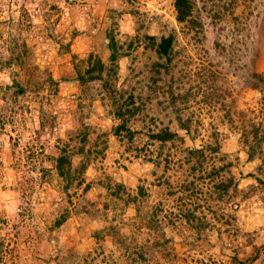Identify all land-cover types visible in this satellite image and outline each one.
<instances>
[{"label": "rangeland", "instance_id": "1", "mask_svg": "<svg viewBox=\"0 0 264 264\" xmlns=\"http://www.w3.org/2000/svg\"><path fill=\"white\" fill-rule=\"evenodd\" d=\"M172 1L0 0V264H264V163L247 158L238 117L264 121V87L258 92L248 84L251 72H264V0L249 1L237 27L227 11L211 22L208 7L201 10L194 0L201 25L193 28L175 21ZM109 30L125 47L132 41L115 82L139 106L127 122L131 139L113 133L117 120L97 81L68 78L87 54L104 59ZM143 32L174 34L170 71L154 73V52L136 38ZM169 85L174 95L189 91L186 100L173 105ZM226 107L233 125L226 123ZM39 111L51 118L40 123ZM176 113L189 120L188 133ZM81 124L88 127L87 167L84 182L69 191L80 212L49 228L62 193L54 186L60 178L43 172L47 156L63 147L75 152ZM162 126L182 140L150 141L147 133ZM212 130L218 151L203 150L201 170L191 171L185 149L213 142ZM78 158L70 156L73 165ZM227 162L228 172L219 174L232 176L235 188L219 200L218 177L205 174ZM94 178L122 182L123 194L136 197L104 207L112 200ZM85 182L91 186L82 192ZM185 213L192 214L188 221ZM147 218L156 220L155 230ZM195 218L202 227L192 228ZM28 228L38 232L35 240L25 239Z\"/></svg>", "mask_w": 264, "mask_h": 264}, {"label": "trees", "instance_id": "2", "mask_svg": "<svg viewBox=\"0 0 264 264\" xmlns=\"http://www.w3.org/2000/svg\"><path fill=\"white\" fill-rule=\"evenodd\" d=\"M252 0H201V10H205L208 7L210 11L209 17L211 22L216 23L221 17L224 11H227L228 16L232 20V24L237 27V24H243L246 19V14L243 12L244 8H248V3ZM209 2V4H207ZM173 9H174V18L178 23L185 24L187 27L193 28L195 25L200 26L201 23L196 20V17L193 15V9L195 5L194 0H173L172 1ZM21 7V6H19ZM240 7V11L237 8ZM22 8V7H21ZM26 13L25 10L21 12ZM27 15L28 20V13ZM138 25L136 28H139ZM237 29V28H236ZM107 41L105 44L106 55L104 59L100 58L99 55L89 53L87 54L84 60H81V63H84L82 68H75V75L68 77L74 81H77L79 84H86L90 81H97L100 84L102 91L108 97L110 105L112 106V114L117 120L116 124L112 127L113 133L115 135L123 133V135L127 139H131L135 134L134 130H131L128 126L127 122L131 119L132 116L135 115V112L139 109V106L134 104V98L132 92H128L124 94L125 90L122 88H117L115 82L117 80V75L120 70L119 61L122 57H126L128 54V49L131 46L132 41L129 40L126 43V47L123 44L118 42L117 39L114 38L113 34L109 30L106 35ZM136 38L142 41V46L154 52L156 56V60L152 62L154 73H158L159 71L168 72L171 70V62L174 56L173 42H174V34L169 32L164 35L156 36L154 34H148L143 32L140 35V38L136 36ZM65 43L64 48L67 50L68 46ZM230 45V44H229ZM218 46L223 49V45L215 42V47ZM247 48L248 46L242 43L239 48ZM257 49V48H256ZM260 49L258 48L256 51V55L258 58ZM80 63V64H81ZM230 62H227L224 65V70L227 69ZM213 75V72H211ZM214 76V75H213ZM154 77H152L153 79ZM66 79V78H65ZM63 79V80H65ZM52 81V78L50 79ZM248 84L249 88L262 91L264 87V72H256L253 71L248 76ZM154 83V82H151ZM53 85L56 86V82L53 81ZM150 87H153L150 85ZM170 85L168 86L169 98L171 103L173 104L175 99H181L183 101L186 100L187 92L185 94L177 93L173 94ZM19 90H22L19 86ZM18 92V89L14 91ZM218 97L219 94H212V96ZM221 96V95H220ZM174 105V104H173ZM174 107V106H173ZM225 118L226 123H233V118L229 115V107L225 108ZM239 114H244L243 111H240ZM38 117L40 119V123H43L45 120H49L51 118L50 114H44L41 111L38 113ZM240 121V132L241 141L243 146H245V153L248 159H253L258 156L262 163H264V121L255 122L252 118H248L247 123H245L246 119L242 116ZM176 123L180 129H182L185 133L189 132V120L181 118L178 113H176ZM233 125V124H232ZM88 132V127L84 124H81L78 129L75 130L74 135L77 138L80 144L75 148V152L72 154H76L79 156L76 163L73 165L70 159L71 153L67 152L65 147L61 148L59 152L55 156H47L49 159V166L46 170L48 174H54L56 177H59V181L55 182L54 186L57 188L56 190L60 191L62 195L58 199L59 207L57 216L53 217L51 221H53L49 228L59 226L66 218H68L72 213H79L80 210L77 208L78 206H74V202L71 201V194L69 191H73L75 187L80 186L84 182L83 173L87 167V154L83 148L84 142H86V135ZM122 135V136H123ZM213 142L206 143L204 146H200L199 148L188 147L185 149L186 151V160L189 162V169L191 171H199L202 167V162L204 161L203 150H206L207 153H216L219 149V145L217 143V132L212 130L211 132ZM147 138L151 141H156L160 144H163L172 140H182V136H180L177 132L169 130L167 126L159 127L154 132H148ZM230 162L225 163V165L218 166L216 168H212L205 174L208 180H212L213 178L218 177V180L215 181L214 187L217 191V198L222 200L223 196L226 195L228 188H235L234 182H232V176L225 175L220 176L219 171L225 169L228 172V165ZM225 172V173H226ZM251 175V174H248ZM93 185L101 186L103 188V195L109 196L112 200V204L106 200L103 202L104 207H116V203L123 206L125 203H129V201H133L136 196H132L129 193L123 194L125 192L124 184L122 182H115V184L110 185L108 181H103L100 178H94L91 180ZM51 182V181H50ZM90 183L85 182L82 186L81 191L85 192L89 187ZM43 189V194L46 193L48 186L47 182L40 185ZM143 191L139 193L142 194ZM23 199V197L21 198ZM24 201V200H23ZM85 203L80 204L81 211L84 212L88 209ZM29 215V214H28ZM185 220L188 221L189 217H192V214L185 213ZM196 222L192 223V228H199L203 226V223L197 218H195ZM194 224V225H193ZM146 225L151 227V229H156V220L153 218H147ZM21 229H25L21 225ZM19 228V227H18ZM112 228V227H111ZM32 228H28L25 230V239H36V235L38 232L34 230L31 231ZM108 232V231H107ZM106 232V233H107ZM97 236V235H96ZM167 239H164L166 242ZM30 243H32L30 241ZM153 243H160L158 240H154ZM264 250V246L261 248ZM54 255L49 256V258L57 259L58 252L54 249ZM250 260L251 258H246Z\"/></svg>", "mask_w": 264, "mask_h": 264}]
</instances>
